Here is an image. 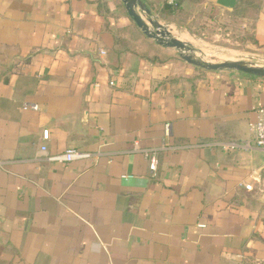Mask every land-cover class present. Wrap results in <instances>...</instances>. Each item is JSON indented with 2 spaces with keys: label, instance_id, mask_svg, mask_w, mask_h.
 I'll return each instance as SVG.
<instances>
[{
  "label": "crops",
  "instance_id": "crops-1",
  "mask_svg": "<svg viewBox=\"0 0 264 264\" xmlns=\"http://www.w3.org/2000/svg\"><path fill=\"white\" fill-rule=\"evenodd\" d=\"M182 9L239 19L264 63V0ZM132 25L120 0H0V264H264V77L129 52Z\"/></svg>",
  "mask_w": 264,
  "mask_h": 264
},
{
  "label": "water",
  "instance_id": "water-1",
  "mask_svg": "<svg viewBox=\"0 0 264 264\" xmlns=\"http://www.w3.org/2000/svg\"><path fill=\"white\" fill-rule=\"evenodd\" d=\"M126 14L148 39L161 48L175 50L177 56L190 65L207 71H236L256 77H264V63L250 60L228 58L219 61L201 58L187 41L171 34L166 25L161 23L144 0H120ZM225 8H233L237 0H215Z\"/></svg>",
  "mask_w": 264,
  "mask_h": 264
},
{
  "label": "rangeland",
  "instance_id": "rangeland-1",
  "mask_svg": "<svg viewBox=\"0 0 264 264\" xmlns=\"http://www.w3.org/2000/svg\"><path fill=\"white\" fill-rule=\"evenodd\" d=\"M196 13L193 19V23L189 22L188 26H191L192 30L196 32L194 34L187 28V21L191 20V14ZM200 12L195 10L183 9L177 16V22L181 25L178 26L173 22L164 20L159 14L154 13L158 20L171 27L173 32L171 34L175 37L185 35L188 40L182 39L190 43L197 55L201 58L213 61H219L228 58H240L242 52L248 51L246 46L248 43L247 32H242L243 27L238 25L239 19L232 18L231 21H222V18L214 16L212 23H204L206 20L202 15L198 16ZM189 15V16H188ZM189 17V20L187 18ZM172 53H176L175 50H169Z\"/></svg>",
  "mask_w": 264,
  "mask_h": 264
},
{
  "label": "trees",
  "instance_id": "trees-1",
  "mask_svg": "<svg viewBox=\"0 0 264 264\" xmlns=\"http://www.w3.org/2000/svg\"><path fill=\"white\" fill-rule=\"evenodd\" d=\"M184 0H173L169 3L168 0H164L160 7L150 6L154 13L159 14L164 20L177 23V16L183 10L182 4ZM180 25V24H179ZM187 28H190L187 26ZM194 34L196 32L190 29ZM116 44L129 52L141 54L142 56H151V58H164L165 54L158 51V48L152 43L146 40L135 26L124 29L116 36Z\"/></svg>",
  "mask_w": 264,
  "mask_h": 264
},
{
  "label": "built area",
  "instance_id": "built-area-1",
  "mask_svg": "<svg viewBox=\"0 0 264 264\" xmlns=\"http://www.w3.org/2000/svg\"><path fill=\"white\" fill-rule=\"evenodd\" d=\"M172 1L173 0H168L169 3H172ZM109 84L112 85L113 81H110ZM250 130L252 132L253 140L255 144L258 146H264V107H260L257 110V118L254 122L250 123ZM165 131L166 132L168 131V125H165ZM48 136H49L48 130H43L42 138L44 140H47ZM40 149L41 151L45 152L46 151L45 145H42ZM145 155L148 158V168L150 172L153 173L156 170V163H157L156 153L146 152ZM88 156H89L88 153H85L83 151L71 147L65 149V151L57 155L47 156V159L49 161H56V162H70L76 159L86 158ZM245 186L249 188L247 184Z\"/></svg>",
  "mask_w": 264,
  "mask_h": 264
}]
</instances>
